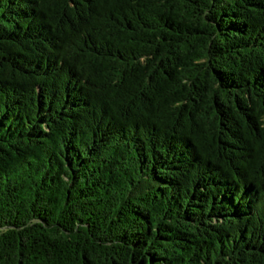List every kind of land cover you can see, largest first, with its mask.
<instances>
[{"label":"trees","instance_id":"1","mask_svg":"<svg viewBox=\"0 0 264 264\" xmlns=\"http://www.w3.org/2000/svg\"><path fill=\"white\" fill-rule=\"evenodd\" d=\"M0 264H264V0H0Z\"/></svg>","mask_w":264,"mask_h":264}]
</instances>
